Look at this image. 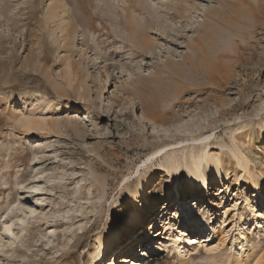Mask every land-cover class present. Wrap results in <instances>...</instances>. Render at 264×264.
<instances>
[{"label": "rangeland", "instance_id": "1", "mask_svg": "<svg viewBox=\"0 0 264 264\" xmlns=\"http://www.w3.org/2000/svg\"><path fill=\"white\" fill-rule=\"evenodd\" d=\"M111 261L264 264V0H0V264Z\"/></svg>", "mask_w": 264, "mask_h": 264}, {"label": "bare ground", "instance_id": "2", "mask_svg": "<svg viewBox=\"0 0 264 264\" xmlns=\"http://www.w3.org/2000/svg\"><path fill=\"white\" fill-rule=\"evenodd\" d=\"M158 23H160V21ZM142 47L145 48V45H143ZM141 106H142V108H144L143 105H141ZM238 107L239 106L233 107L231 111L237 109ZM222 113H225V112H222ZM157 122H160V121H157ZM211 173L213 174V179L214 180H216L218 182L221 181V179H222V168H221V166L218 163H214V164L211 165ZM189 182L190 183L195 182V183H197L198 186H203L204 188H207V180H206L204 174L202 172H200V171L196 170V173L190 177ZM137 192H139V191H137ZM190 195H195L196 196L197 194L196 193H191ZM132 197L130 198V201L133 204L134 203V199ZM166 202L163 203V204L166 205ZM166 208H168V205L166 206ZM166 208L161 213H163L166 210ZM152 216H155V214L152 215ZM141 217H143V215L140 212V210L138 208H134L132 211H130L128 213V216L124 220V224H125V226H127L130 229H134V228L140 227V226L142 227V226H144V219L141 220L142 219ZM187 226L190 227L191 229L192 228L196 229V227H197L195 224H193L191 222H189ZM118 238H119V234L113 232V233H110V235H108V237H106L105 239H102L101 241H102L103 244H105L106 250H112L113 246L115 245V243L118 242ZM195 238L193 237V238L189 239L191 244H194L196 242ZM120 259L124 260L125 262H128V263L130 262V260H128V258H125V257H121ZM111 264H113L112 261H111Z\"/></svg>", "mask_w": 264, "mask_h": 264}]
</instances>
